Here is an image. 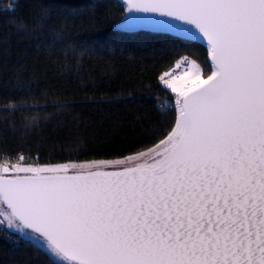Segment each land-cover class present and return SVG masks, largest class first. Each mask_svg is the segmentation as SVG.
Here are the masks:
<instances>
[{
  "label": "snow or ice",
  "instance_id": "1",
  "mask_svg": "<svg viewBox=\"0 0 264 264\" xmlns=\"http://www.w3.org/2000/svg\"><path fill=\"white\" fill-rule=\"evenodd\" d=\"M122 7V26L152 22L206 59L161 69L173 118L151 145L46 165L0 155V233L54 264H264V0Z\"/></svg>",
  "mask_w": 264,
  "mask_h": 264
},
{
  "label": "trees",
  "instance_id": "2",
  "mask_svg": "<svg viewBox=\"0 0 264 264\" xmlns=\"http://www.w3.org/2000/svg\"><path fill=\"white\" fill-rule=\"evenodd\" d=\"M121 0H0V155L40 165L123 158L162 136L173 113L161 69L206 49L173 32L117 28ZM179 50V55L176 51ZM0 264H54L0 233Z\"/></svg>",
  "mask_w": 264,
  "mask_h": 264
},
{
  "label": "water",
  "instance_id": "3",
  "mask_svg": "<svg viewBox=\"0 0 264 264\" xmlns=\"http://www.w3.org/2000/svg\"><path fill=\"white\" fill-rule=\"evenodd\" d=\"M121 1H123L125 4L127 3V0H121ZM139 15H142V16H144V15H155V16H158V14H150V13H141ZM180 23H182V22H180ZM117 28L121 29V30H124V31H136V30H142V29H150V30H157V31L173 32V31H169V30H165V29L159 28V27L155 26L152 22L143 21V20L131 21L129 23V25L126 26V27L122 26L120 23H118ZM173 33H176V34L180 35L177 32H173Z\"/></svg>",
  "mask_w": 264,
  "mask_h": 264
},
{
  "label": "built area",
  "instance_id": "4",
  "mask_svg": "<svg viewBox=\"0 0 264 264\" xmlns=\"http://www.w3.org/2000/svg\"><path fill=\"white\" fill-rule=\"evenodd\" d=\"M174 66H175V63H173V64L169 65L168 67H174Z\"/></svg>",
  "mask_w": 264,
  "mask_h": 264
},
{
  "label": "rangeland",
  "instance_id": "5",
  "mask_svg": "<svg viewBox=\"0 0 264 264\" xmlns=\"http://www.w3.org/2000/svg\"><path fill=\"white\" fill-rule=\"evenodd\" d=\"M115 159H120V158H115ZM96 160H98V159H96ZM114 160V159H113ZM90 161V160H89Z\"/></svg>",
  "mask_w": 264,
  "mask_h": 264
}]
</instances>
